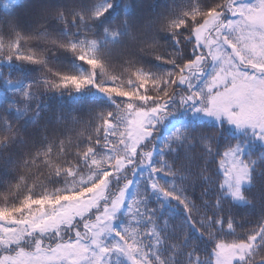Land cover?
I'll return each instance as SVG.
<instances>
[{
    "label": "snow or ice",
    "instance_id": "snow-or-ice-1",
    "mask_svg": "<svg viewBox=\"0 0 264 264\" xmlns=\"http://www.w3.org/2000/svg\"><path fill=\"white\" fill-rule=\"evenodd\" d=\"M112 7L111 0H103L101 5L83 0L70 20L63 11L53 13L64 21L59 35L67 39L53 38L51 43L73 53L88 67L86 75L54 71L42 53L25 52L24 35L9 21L17 38L9 43L0 63L42 67L56 79L25 81L9 74L3 87L13 89L12 94L25 101L31 100L33 89L40 84L76 92L91 87L107 96L113 107L97 113L94 135L75 146L78 162L56 170L57 176L80 177L78 186L55 194L29 191L19 201L0 206V212L12 213L10 218L0 219V264H257L258 260L264 264V197L254 199L248 194L253 171L264 172L259 167L264 164V0H189L162 26L175 50L162 43L166 51L152 57L170 70L155 73L137 67L127 87L115 78L98 82L96 76L104 61L94 52L100 41H88L86 49L85 41L77 42L68 31L86 24L96 30ZM103 34L105 42H114L119 36L109 35L106 27ZM40 36L45 39L48 33ZM156 41L161 42L159 36ZM150 86H155V95ZM5 107L10 111L13 105H0ZM177 113L183 116L181 127H174L159 142L160 126ZM188 114L210 118L221 127L227 123L246 135L250 131L252 143L237 139L217 156L220 130L196 132L200 125L188 119ZM256 142L260 151L253 156ZM196 143L204 150L199 180L205 186L199 203L183 185L175 183L177 165L190 159L188 146ZM63 145L61 140L60 151H64ZM182 146L185 159L176 163L166 156L168 152L177 154ZM213 158L218 161L215 170L222 174L209 171ZM225 161H231L244 175L233 182L231 168L221 171ZM82 166L89 172L86 178ZM161 177L172 182L165 185ZM210 190H214L211 195ZM153 193L159 194L155 204L150 203ZM57 196L62 198L52 214L26 215L28 206L55 202ZM161 199L180 205L185 219L174 222ZM234 205L256 210L254 220L249 215L243 218L251 221V227L243 228L244 223L236 221ZM122 216L125 220L117 224ZM192 231L209 242L206 254L198 251Z\"/></svg>",
    "mask_w": 264,
    "mask_h": 264
},
{
    "label": "trees",
    "instance_id": "trees-1",
    "mask_svg": "<svg viewBox=\"0 0 264 264\" xmlns=\"http://www.w3.org/2000/svg\"><path fill=\"white\" fill-rule=\"evenodd\" d=\"M112 9L101 19L93 30L89 25L71 28L68 31L73 39L85 41H100V47L94 54L104 61V67L97 73L98 82L109 81L115 78L116 83L122 87L128 86L131 74L137 67H144L155 73L170 70L165 65L152 57L157 53H164L166 49L162 43L169 45L170 50L176 46L170 35L165 33L163 25L165 21L176 15L189 0H111ZM94 4L101 5L103 0H93ZM83 0H0V60L9 51V43L17 38V30L25 39L22 41L25 52L36 51L42 53L47 61L48 67L61 73L75 75H86L88 67L75 59L73 53L51 43L53 38L66 40L67 37L59 33L64 27V21L58 19L53 13L63 11L67 18H71L73 10L82 7ZM129 10L126 12L125 8ZM124 20H127L125 25ZM9 21L18 26L13 30ZM108 29L109 35L119 33L114 42L106 41L103 34L104 28ZM47 32L48 36L42 39L40 34ZM32 38L28 39L27 37ZM159 36L161 42H157ZM185 57L190 55L188 45H185ZM11 75L13 79L22 77L25 81L33 78L40 80L46 78L55 80L51 72L42 67L13 62L0 65V105L11 103L13 108L8 111L0 108V206L11 205L22 199L29 191L33 195H39L41 191L55 194L65 187H76L80 177L56 175V170L68 164H76L79 158L75 154V146L86 140L89 135H94V125L99 117L97 113L102 110H111L113 105L109 98L102 93L92 91L95 89L86 87L81 96L71 88L53 90L50 85L40 84L32 91L30 101H25L19 96L12 94L13 89L5 88L2 82L6 76ZM17 87L13 85V88ZM151 93L155 95V86H150ZM27 105V107H25ZM17 108L20 110L17 113ZM38 113V115H37ZM179 118V120H178ZM188 119H194L188 114ZM183 116L181 113L170 123L160 128V141L163 142L174 127H181ZM200 127L194 131L212 133L218 129L221 135L217 141V156L222 155L223 149L237 139L252 143L251 136L244 131H237L234 126L224 123L221 127L208 119H194ZM186 136L188 134H185ZM64 142V151L57 147L60 141ZM187 144V140H185ZM52 146L49 153L48 148ZM203 148L198 143L189 145L190 159L178 164V172L175 183L183 185L188 195L196 202H200V192L205 186L199 177L202 174ZM260 145L256 142L252 149L253 156L258 155ZM159 155V153H157ZM170 159L178 163L185 159L183 146L177 154L166 153ZM218 161L213 158L209 160V171L222 174L215 170L214 165ZM230 161H225L224 168H230ZM264 169V164L259 165ZM84 178L89 174L88 170L81 167ZM189 179L185 181L183 177ZM225 179L228 173L225 172ZM21 178H23L21 180ZM165 185L172 182L169 177H161ZM195 181V184L193 182ZM214 190H210L211 192ZM252 198L264 197V172L253 171V186L248 193ZM62 197L57 196L55 202H42L39 207L28 206L26 215H40L42 212L54 211L55 204ZM158 195L153 193L150 203L155 204ZM161 202L165 205V213L171 214L174 222L185 219L183 208L175 201ZM258 210V209H257ZM227 211V209H226ZM12 213L0 212V219L10 218ZM233 215L238 223H244L243 228L251 227V221H245L244 215H249L252 220L257 216L255 209L247 206H233ZM125 220L121 217L116 223ZM191 239L198 245V251L206 254L210 249L208 241L204 240L195 231L191 232ZM257 264H260L259 260Z\"/></svg>",
    "mask_w": 264,
    "mask_h": 264
},
{
    "label": "rangeland",
    "instance_id": "rangeland-1",
    "mask_svg": "<svg viewBox=\"0 0 264 264\" xmlns=\"http://www.w3.org/2000/svg\"><path fill=\"white\" fill-rule=\"evenodd\" d=\"M1 64H2V63H0V65H1ZM95 92H97V91H96V90H95V91H94V90L92 91V93H95ZM84 93H90V90L85 91ZM84 93L81 94V92H77V95L75 96V98L78 97V96L83 95ZM79 94H81V95H79ZM179 114H180V113H177L174 117H171V118L167 119V120L164 122V124H168V123L172 122V121H173V120H174ZM189 115H191V114H189ZM191 116H192V115H191ZM192 118L197 119V120L208 119V120H210V121H212V122H214V123H217V122H215L214 120H212V119H210V118L203 117V116H200V115H197V116H195V117L192 116ZM164 124H163V125H164ZM163 125H161L160 128H161ZM158 131H159V130H158ZM247 135H248V136H251L250 131H248ZM229 165H230V168L232 169L231 179H232L233 182H235L237 179H240V178L244 175V173L239 169V167L234 166V165L231 163V161H230ZM228 179H229V174H228ZM156 194L159 196L158 193H156ZM164 202H165V201H164ZM48 213L52 214L53 211L48 212Z\"/></svg>",
    "mask_w": 264,
    "mask_h": 264
}]
</instances>
